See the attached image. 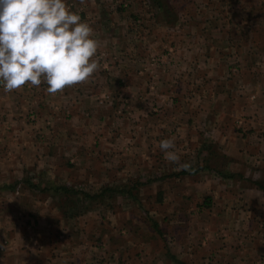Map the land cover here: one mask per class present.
I'll use <instances>...</instances> for the list:
<instances>
[{
  "label": "crops",
  "instance_id": "crops-1",
  "mask_svg": "<svg viewBox=\"0 0 264 264\" xmlns=\"http://www.w3.org/2000/svg\"><path fill=\"white\" fill-rule=\"evenodd\" d=\"M66 4L99 68L55 94L0 86V264H264V0ZM107 178L138 179L110 198L143 218L76 211Z\"/></svg>",
  "mask_w": 264,
  "mask_h": 264
},
{
  "label": "clouds",
  "instance_id": "clouds-1",
  "mask_svg": "<svg viewBox=\"0 0 264 264\" xmlns=\"http://www.w3.org/2000/svg\"><path fill=\"white\" fill-rule=\"evenodd\" d=\"M98 49L93 29L66 0H0V86L5 91L46 83L55 94L84 82L99 68ZM159 148L167 161L179 164L174 139L161 140Z\"/></svg>",
  "mask_w": 264,
  "mask_h": 264
},
{
  "label": "rangeland",
  "instance_id": "rangeland-1",
  "mask_svg": "<svg viewBox=\"0 0 264 264\" xmlns=\"http://www.w3.org/2000/svg\"><path fill=\"white\" fill-rule=\"evenodd\" d=\"M112 4H113V8H111V9H115V10L122 9V10H125L128 7V0H112ZM124 4H125V6H124ZM69 8L71 9V11L76 12V13H78L81 16L80 11L78 10V8L75 9V6H73V4ZM200 169L201 168H199V170ZM41 171L42 170H40L38 172H41ZM214 171L219 172V174L222 173L218 168H214ZM210 174L217 175L215 172H211ZM23 175H24L23 178H35V177L37 178V177H39L38 175L41 176V174H39V173H38V175L34 176V174L31 171L23 172ZM52 177H53V175L49 176L48 178H52ZM44 178H46V176H44ZM198 178H200V177H198ZM71 179L72 180H76L77 182H78V180L80 181V179L76 178V176H73V178H71ZM107 179L110 180L109 184L103 182L102 180H100V181H91L92 183L87 181L86 182L87 184H85L83 187L77 189L79 191V195L75 196L76 198H74L78 202L76 211L78 210V207H79L80 211L82 213H84V214H91L93 212H99V214H100L101 213L100 211L103 210V215H101V218H104V217H106V213L108 215L111 214V209H116L117 208V200H119V202H120L119 205H121V207L124 208L125 210H127L131 206L134 208L132 210V207H131L128 211H126L124 213V215L122 216V218L127 219V218H129L131 216L133 217L135 215L140 217V218H143V215H142L143 212L140 211L138 208H136L135 205L132 204V202H130L131 201L130 198H127L125 196H122V198H120V199H118L120 196H117V197H114V198H110V195H112V193L107 192V193L104 194L103 198L100 201H99L98 198L95 201L94 200H89V199L85 200V199L82 198V195H81L80 192H83V193L91 195V196L92 195H97L98 192L102 191L106 187L107 188H111V189L112 188H116L117 186L132 187L134 185L133 181L134 180H138V179H133V178H107ZM148 179H155V178H148ZM113 180H115V181H113ZM80 183H82V181H80ZM137 183H138V181H137ZM40 186L41 187L44 186L43 188H48V185H46V184H44V185L40 184ZM76 187H78V185ZM138 189H139L138 192H140V194L141 193H144V194H141V195L137 194V198L138 199L136 201H140L141 203H143L144 204V208H146L148 206L147 202L153 200L154 198H146V195L149 193L148 188H142V190H141V188H138ZM162 189H163L162 186L157 187L158 192L160 190H162ZM135 190H137V189H135ZM152 192H155V187L150 189V193H152ZM100 202H102V203H100ZM66 204H67V206H72L71 204H69L67 202H66Z\"/></svg>",
  "mask_w": 264,
  "mask_h": 264
},
{
  "label": "trees",
  "instance_id": "trees-1",
  "mask_svg": "<svg viewBox=\"0 0 264 264\" xmlns=\"http://www.w3.org/2000/svg\"><path fill=\"white\" fill-rule=\"evenodd\" d=\"M60 190H63V192H66L67 191V189L66 188H59ZM116 191H118V193H122L124 190H122V189H120L119 190V188H116ZM107 192H110V193H113L114 192V190L113 189H111V188H105V189H103L102 191H100V192H98V194L97 195H88V194H85V193H83V192H80L81 193V195H82V198L83 199H89V200H97V198L99 199V201L103 198V196H104V194L105 193H107ZM78 193V195H79V192H77ZM116 193V192H115ZM100 203H102V202H100ZM73 204V206H74V203H72Z\"/></svg>",
  "mask_w": 264,
  "mask_h": 264
},
{
  "label": "built area",
  "instance_id": "built-area-1",
  "mask_svg": "<svg viewBox=\"0 0 264 264\" xmlns=\"http://www.w3.org/2000/svg\"><path fill=\"white\" fill-rule=\"evenodd\" d=\"M124 6H125V4H124ZM161 61H162V58H155L154 60L151 61V63H152L153 65H157V64H159Z\"/></svg>",
  "mask_w": 264,
  "mask_h": 264
}]
</instances>
